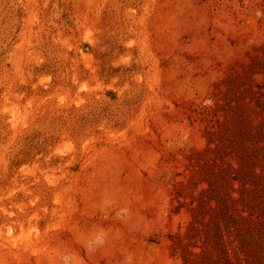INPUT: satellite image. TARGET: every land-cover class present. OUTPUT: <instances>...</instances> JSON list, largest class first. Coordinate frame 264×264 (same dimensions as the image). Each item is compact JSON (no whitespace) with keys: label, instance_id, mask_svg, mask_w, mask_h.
Instances as JSON below:
<instances>
[{"label":"rangeland","instance_id":"obj_1","mask_svg":"<svg viewBox=\"0 0 264 264\" xmlns=\"http://www.w3.org/2000/svg\"><path fill=\"white\" fill-rule=\"evenodd\" d=\"M0 264H264V0H0Z\"/></svg>","mask_w":264,"mask_h":264}]
</instances>
